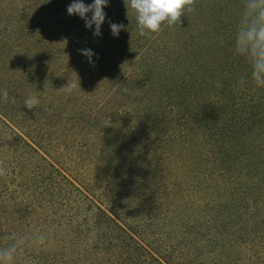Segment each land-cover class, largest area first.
<instances>
[{"label": "trees", "instance_id": "1", "mask_svg": "<svg viewBox=\"0 0 264 264\" xmlns=\"http://www.w3.org/2000/svg\"><path fill=\"white\" fill-rule=\"evenodd\" d=\"M71 2L0 0V160L8 170L0 178V214L20 207L16 187L31 195L28 211L51 205L63 220L55 254L33 262L235 264L234 254L245 251L244 264H264V88L255 87L250 66L234 52L243 0H196L181 25L150 37L139 35L124 0H108L100 36L67 13ZM109 20L127 30L114 37ZM85 49L95 53L91 63ZM68 82L78 87L57 92ZM29 94L40 100L33 110L24 107ZM53 132L92 138L106 144L108 155L119 140L165 152L208 186L214 207L207 223L182 224L176 252L142 244L40 156L36 148L54 147ZM89 213L98 230L91 246L85 244Z\"/></svg>", "mask_w": 264, "mask_h": 264}, {"label": "rangeland", "instance_id": "2", "mask_svg": "<svg viewBox=\"0 0 264 264\" xmlns=\"http://www.w3.org/2000/svg\"><path fill=\"white\" fill-rule=\"evenodd\" d=\"M102 102L104 100L99 104ZM71 128L67 126V129ZM52 141L53 148L44 145L48 153L36 148L40 156L117 222L125 224L142 244L148 242L159 246L163 243L176 252L184 238L180 235L182 224L207 223L211 214L209 208L213 206L208 186L200 176L191 174L189 168L187 172L179 169L178 160L167 159L165 152L143 151L140 148L143 144L137 145L136 141L130 140L127 145L119 140L123 151L119 147L111 148L109 155L106 144L92 138L84 142L79 138L54 135ZM11 191L20 207L1 210L0 234L41 229L52 232L56 242L59 231L56 225L63 221L60 219L61 209L54 211L51 205H46L41 210L32 206L28 211L31 195L16 187H11ZM10 198L6 199L7 202ZM16 210L21 211V215H15ZM192 219L196 220L190 223ZM201 228L206 230L204 226ZM138 234L143 235V239ZM56 248L54 244L46 250L29 249L23 254L21 264H35L34 257L45 253L53 255ZM168 252L162 251L164 254ZM246 254L245 251L234 254L235 264H244Z\"/></svg>", "mask_w": 264, "mask_h": 264}, {"label": "clouds", "instance_id": "3", "mask_svg": "<svg viewBox=\"0 0 264 264\" xmlns=\"http://www.w3.org/2000/svg\"><path fill=\"white\" fill-rule=\"evenodd\" d=\"M124 4L127 10L131 8L135 12L139 35L150 37L161 32L165 26L181 25L182 17L195 10L196 0H124ZM107 6L108 0H94L91 4H85L83 0H72L67 7V13L78 15L85 21L86 28L90 29L94 25V36H100L101 26L106 18L104 8ZM109 25L114 37H118L121 30H127L122 23L109 20ZM80 51L91 63V57L95 53L91 49ZM234 52L250 66V79L255 87L264 88V0H243V10L235 33ZM247 78L240 77L241 84ZM77 87L76 83L68 82L57 89V92L71 94ZM8 97V91L3 90V101L8 102ZM39 104V98L33 94H29L24 100V107L29 110L37 108ZM7 175L8 170L3 160H0V178ZM88 217V224L93 227L85 244L91 246L96 242L98 230L94 226L95 214L89 213ZM54 244V234L46 230L5 232L0 234V264H21L23 254L29 249L46 250Z\"/></svg>", "mask_w": 264, "mask_h": 264}]
</instances>
